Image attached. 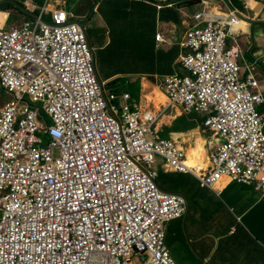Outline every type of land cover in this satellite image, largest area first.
I'll use <instances>...</instances> for the list:
<instances>
[{
	"label": "built area",
	"instance_id": "2783aa9c",
	"mask_svg": "<svg viewBox=\"0 0 264 264\" xmlns=\"http://www.w3.org/2000/svg\"><path fill=\"white\" fill-rule=\"evenodd\" d=\"M48 2L25 6L48 24L78 20ZM230 16L194 15L178 41L181 71L159 84L169 105L203 118L209 164L201 173L158 135L159 113L141 112L127 89L112 92L98 80L86 27L34 18L0 25V87L8 96L0 109V264H176L165 228L185 216L187 202L157 186V160L201 188L227 178L264 196V120L256 109L263 97L254 74L264 55L239 63V48L226 43L239 23Z\"/></svg>",
	"mask_w": 264,
	"mask_h": 264
},
{
	"label": "crops",
	"instance_id": "0c3cea01",
	"mask_svg": "<svg viewBox=\"0 0 264 264\" xmlns=\"http://www.w3.org/2000/svg\"><path fill=\"white\" fill-rule=\"evenodd\" d=\"M3 1L6 0H0ZM69 1L71 0H49L48 10L77 4V12H73L70 7L68 10L75 13L79 21H85L91 15L87 25L90 24L93 33L95 32L94 42L89 37L87 40L93 51L98 80L108 83L118 78L114 81L113 88L119 89V92L125 88L130 94L137 86L138 96L134 98L139 102L141 111L154 110L153 102L159 100L158 94L151 93V97L143 101L150 88L154 93L158 90L163 76L181 71L179 57L182 51L178 41L195 25L192 17L201 12L208 13L210 9L211 15L220 16L213 18H230L221 0H188L164 7L157 4L170 3L173 0H149L156 4L143 0H83L82 2L80 0L73 2L72 5ZM225 1L237 14L244 16L240 21V27L229 33L227 47L239 48L240 64L243 66L251 64L254 60L260 61L264 54V0H246V3L244 0ZM49 3L52 4L50 7ZM95 6V12L91 14ZM0 13H6L9 20L13 11H0ZM7 23L10 24V20ZM157 33L163 36L164 42L155 41ZM121 43H130L128 51L132 53L131 56L139 57L137 61L140 67L131 68L129 60L125 62L128 54L120 47ZM121 51L125 53L124 60L117 59ZM96 59L105 65L113 63L112 74L106 73V80L99 79ZM246 74L244 69L243 75ZM257 74L260 83L264 86V67L261 66ZM147 84L150 88L145 90L143 86ZM159 101L163 105V102ZM160 108L161 110L158 111L155 109L156 113L164 115L157 126L158 135L172 139L184 150L186 158L189 157L190 160L186 162L188 166L195 170L206 171L209 164V147L205 139L209 137V133L202 129L203 118L196 112L186 114L177 105L174 107L163 105ZM258 110L264 114V103L258 107ZM191 131L197 134L191 136L189 135ZM160 164L161 161L157 160L155 166L158 170L156 182L161 190L172 192L168 191L169 187L177 189L187 183H193L198 192H208L209 196L205 195V197L214 199V203L217 204L215 210L209 208V213L204 214L209 220L198 223L196 218H201L203 214L190 213V203L187 202L185 216L174 220L183 219L182 231L176 233L170 229L171 222L166 224L165 233L171 235L172 258L176 264L177 262L188 264L193 252L200 257V264H264V196L252 186L239 185L230 182L227 178H222L213 189L200 188L191 175L165 172L160 168ZM178 176L181 178L179 179Z\"/></svg>",
	"mask_w": 264,
	"mask_h": 264
},
{
	"label": "rangeland",
	"instance_id": "374dc122",
	"mask_svg": "<svg viewBox=\"0 0 264 264\" xmlns=\"http://www.w3.org/2000/svg\"><path fill=\"white\" fill-rule=\"evenodd\" d=\"M75 1L76 2H80V0H71V1H69L70 5H72V3L75 2ZM82 1L83 0H81V2ZM27 2H33V1L28 0V1H26L24 3V5ZM244 2L246 3L247 1L244 0ZM241 4H242V7H243V3L242 2H241ZM69 7L72 8V11L73 12L74 11L75 12L78 11L77 10V8H78L77 4L76 5L73 4L72 6H69ZM69 7L67 6L66 9L68 10ZM94 8L92 9V11L94 10ZM93 12H95V11H93ZM15 15H16V12L13 11L12 16H15ZM20 17L19 16H15V17L11 18L10 19L11 25L13 26V25H19V24H21L25 20V18L24 17L20 18ZM45 18H47V16ZM92 30L93 29H91V25L90 24L86 26V31H87V33L89 35L88 37H89V39L92 42H94L93 37L95 36V32L93 33ZM129 44L130 43H128V44L127 43H121V45H120V47L122 49H124L125 51H127V54H128V58H125V62H127L129 60L128 63H129V65H130L131 68H138V67H140L139 62L137 61V58H139V57H133V56H131L132 53H130L128 51V45ZM133 48H134V46L132 44V49ZM95 55H96V51H95ZM124 55H125V53L121 51V53H120V55H119V57L117 59L124 60ZM121 60H119V62H121ZM95 63H96V69L98 71L97 73L99 75V79L100 80H106V77H105L106 73L107 74H112V67H114V66H112L113 63L110 62V63H108V65H105L99 59H96ZM124 67L126 68V64H125ZM120 68L121 67H119L118 69L120 70ZM108 83H109V81H108ZM108 83L106 82V84H108ZM105 88L108 89V85H106ZM143 88L146 90V89L150 88V85H148V84L147 85H144ZM151 93H153L152 88H150V92L149 93H146L145 94V97L143 98V101L146 98H150L151 97L150 95H152ZM6 100H8V96L6 95V97H5L4 96V92L0 89V109L3 107L4 103L6 102ZM163 102H164V105L165 106H167V105L168 106H171V105L168 104L167 100H164ZM153 111L155 112V109ZM196 134L197 133H193V131L189 132V135H191V136L196 135ZM160 137L166 138L163 135H160ZM44 139L46 140V137L45 136H44ZM54 154L57 155V152H55ZM186 162H190L189 157L186 158ZM178 177H179V179L181 178V176H178ZM168 191L176 192L178 194L183 195L186 198L187 202L190 203V213L193 214V213L196 212L197 215L203 214V216L201 218H196V221L197 222L198 221L199 222L208 221L209 219L208 218H205L204 214L209 213V208H212V211H213L217 207V204L214 203V201H215L214 199H210V198L205 197V195L206 196L207 195L209 196L208 192H204V191H201V193L198 192L197 187L193 183L192 184L191 183H187L185 186L178 187L177 189H173L172 187H169ZM214 197H216V196H214ZM205 206H206V210H205ZM182 220H180V221H174V222L171 221V223H170V229L173 230V231H176V233L179 232V230L182 231V228H183L182 225L184 224V221H182ZM170 236H171L170 233L169 234H166L165 233V242H166V245L168 247L169 254L172 256V254H173V246H172V243H171ZM174 250H176L178 252V249H176L175 247H174ZM200 262H201L200 257H198L196 255V253L193 252L192 253V256L189 257L188 264H200ZM177 264H178V262H177Z\"/></svg>",
	"mask_w": 264,
	"mask_h": 264
},
{
	"label": "water",
	"instance_id": "95a60500",
	"mask_svg": "<svg viewBox=\"0 0 264 264\" xmlns=\"http://www.w3.org/2000/svg\"><path fill=\"white\" fill-rule=\"evenodd\" d=\"M100 1V0H99ZM98 1V2H99ZM143 1H149V0H143ZM186 1H188V0H173V2H170V3H168V2H165V3H161V4H157V5H161L162 7H164V6H167V5H169V4H173V3H179V2H186ZM226 5H228V3L225 1V0H222ZM149 2H151V1H149ZM151 3H154V2H151ZM98 4V3H97ZM154 4H156V3H154ZM6 6H11V7H13L14 9H16L18 12H20L23 16H25V17H28V18H34V19H39V16L38 15H36L35 13H32L30 10H28L26 7H24V6H22V5H20V4H18V3H16V2H14V1H12V0H6V1H3V2H0V8H3V7H6ZM97 6V5H96ZM96 6H95V8H96ZM94 8V9H95ZM94 11V10H93ZM93 11H92V13H93ZM91 13V14H92ZM238 16V15H237ZM91 17V15L89 16V18ZM239 17H241V18H243L242 16H239ZM89 18L88 19H86L85 21H79V20H77L76 22H68V23H65V24H63V25H53V24H48V23H46L43 19L41 20V19H39V20H41V21H43L48 27H54V28H62V27H65V26H67V25H71V24H76V25H78V26H80V27H85L86 25H87V23H88V21H89ZM245 19V18H244Z\"/></svg>",
	"mask_w": 264,
	"mask_h": 264
},
{
	"label": "clouds",
	"instance_id": "9594fccd",
	"mask_svg": "<svg viewBox=\"0 0 264 264\" xmlns=\"http://www.w3.org/2000/svg\"><path fill=\"white\" fill-rule=\"evenodd\" d=\"M222 1V0H221ZM222 3L223 4H225L223 1H222ZM24 7H26L25 5H23ZM225 6H226V8H227V10H228V12H229V14H233V16H235V18H237V17H239L240 16V14H237L232 8H231V6L228 4V5H226L225 4ZM33 13V12H32ZM36 13V15H37V12H35ZM235 13V14H234ZM238 15V16H237ZM15 16H17V14L15 15ZM15 16H12V18L13 17H15ZM20 16V15H19ZM215 16V15H214ZM24 17V16H23ZM244 17V16H243ZM24 18H26V17H24ZM28 18V17H27ZM230 18H231V16H230ZM230 18H225V19H227V20H229ZM10 19H11V17H10ZM9 19V20H10ZM240 19V20H239ZM237 20H238V25L237 26H235V27H232V28H234V30H231V31H236L239 27H240V25H241V23H240V21L241 20H243L242 18H237ZM188 31V30H187ZM186 33V32H185ZM228 38V37H227ZM264 55V54H263ZM262 55V56H263ZM254 61H256V60H254ZM258 61V60H257ZM239 63H240V59H239ZM248 65H250V64H247V66ZM243 66V65H242ZM245 66V65H244ZM246 66V67H247ZM244 70V69H243ZM245 71L247 72V70H246V68H245ZM257 72H258V69H256L255 71H254V74H256L255 76H256V78H257V80H258V82H259V84H260V90H261V93H262V97H263V102L260 104V105H262L263 103H264V93H263V90H264V86L260 83V81H259V79H258V77H257ZM247 74H248V72H247ZM246 74V75H247ZM260 105H258L257 106V111H258V113L262 116V118H263V120H264V114H262L259 110H258V107L260 106ZM194 170V169H193ZM203 169H200V171H195L196 173H201V171H202ZM185 175H191V174H185ZM192 177H194L193 175H191ZM195 178V177H194ZM195 180L197 181V179L195 178ZM197 183H198V181H197ZM158 186V185H157ZM198 186H199V184H198ZM159 187V186H158ZM200 187V186H199ZM214 187V186H213ZM213 187L212 188H209V189H213ZM201 188V187H200ZM166 192V191H165ZM178 194V193H177ZM181 195V194H180ZM183 196V195H182ZM184 197V196H183ZM185 198V197H184ZM187 202V201H186ZM187 212V211H186Z\"/></svg>",
	"mask_w": 264,
	"mask_h": 264
},
{
	"label": "trees",
	"instance_id": "16d2710c",
	"mask_svg": "<svg viewBox=\"0 0 264 264\" xmlns=\"http://www.w3.org/2000/svg\"><path fill=\"white\" fill-rule=\"evenodd\" d=\"M15 1L16 3L20 4V5H24V3L28 0H13ZM33 1L38 7H43L44 4H45V0H31ZM51 6V3L49 4V7ZM0 11H14L16 13H19L20 15H22L20 12H18L16 9H14L13 7L11 6H6V7H3V8H0ZM23 16V15H22ZM25 17V16H24ZM27 18V17H26ZM118 80V78H116L114 81ZM114 81L112 80L111 82H109L107 85H108V90L109 91H112V92H119V89L117 88H113V84H114ZM1 89V87H0ZM2 90V89H1ZM3 91V90H2ZM4 92V91H3ZM155 92V91H154ZM138 90H137V86L134 87V89L132 90L131 94L133 97H137L138 96ZM4 96L6 97L5 95V92H4ZM7 101V100H6ZM195 116V115H194ZM185 175V174H184ZM157 184V182H156ZM158 185V184H157ZM249 229V227H248ZM235 239V237L233 238Z\"/></svg>",
	"mask_w": 264,
	"mask_h": 264
},
{
	"label": "bare ground",
	"instance_id": "6f19581e",
	"mask_svg": "<svg viewBox=\"0 0 264 264\" xmlns=\"http://www.w3.org/2000/svg\"><path fill=\"white\" fill-rule=\"evenodd\" d=\"M52 5V4H51ZM210 8V7H209ZM212 11L214 12V10L212 9ZM208 13H210V9H209V11H207ZM213 12H211V13H213ZM8 18V15L5 13V14H2V13H0V25H3V23L6 21V19ZM144 83H147V82H144ZM143 83V84H144ZM154 87V86H153ZM155 88H158V87H155ZM158 94V98H159V100H161L162 102L164 101V100H166V96L159 90V88H158V90H156L154 93H152V94ZM154 96V95H153ZM158 99H156L154 102H153V104H154V107H155V109L158 111V110H161V108H160V106H163L164 105V102H163V105L160 103V101H159ZM165 106V105H164ZM172 106V105H171ZM172 107H174V105L172 106ZM147 109V108H146ZM141 111V110H140ZM146 110H143V111H141V112H145ZM156 111V112H157ZM162 114H160L159 115V117H158V119L156 120V123H155V128H156V130H157V126L159 125V122L161 121V119H162V117L164 116V115H162ZM184 151V150H183ZM187 165V164H186ZM187 167L189 168V169H194V168H192V167H190V166H188L187 165ZM195 170V169H194ZM195 171H199V170H195Z\"/></svg>",
	"mask_w": 264,
	"mask_h": 264
}]
</instances>
